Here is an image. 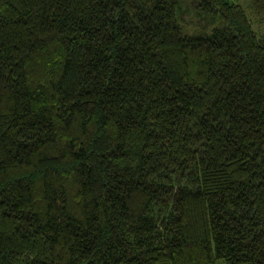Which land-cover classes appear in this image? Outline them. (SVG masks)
<instances>
[{"label":"trees","instance_id":"1","mask_svg":"<svg viewBox=\"0 0 264 264\" xmlns=\"http://www.w3.org/2000/svg\"><path fill=\"white\" fill-rule=\"evenodd\" d=\"M247 8L264 24V0ZM249 15L234 0H0V264H264Z\"/></svg>","mask_w":264,"mask_h":264},{"label":"rangeland","instance_id":"2","mask_svg":"<svg viewBox=\"0 0 264 264\" xmlns=\"http://www.w3.org/2000/svg\"><path fill=\"white\" fill-rule=\"evenodd\" d=\"M236 2H238L240 5H242L246 10L247 12L250 14L249 15V18H250V21L252 23V26L253 28L255 29V31L257 32V34L259 35H262L264 37V24L261 23V22H258V20L256 19L255 16H253L248 8H247V0H234ZM184 20H191V21H195V20H198V19H195V18H191L190 14H186L185 17H184ZM183 25H185L184 27H186L188 29V31H193L195 28H197V26H194L192 24H189L188 22H186L184 24V22L182 21Z\"/></svg>","mask_w":264,"mask_h":264}]
</instances>
